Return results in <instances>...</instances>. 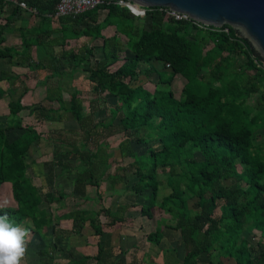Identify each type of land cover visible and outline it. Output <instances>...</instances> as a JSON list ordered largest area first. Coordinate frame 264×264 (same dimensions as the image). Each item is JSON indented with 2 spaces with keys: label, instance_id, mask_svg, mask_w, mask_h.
Listing matches in <instances>:
<instances>
[{
  "label": "trees",
  "instance_id": "obj_1",
  "mask_svg": "<svg viewBox=\"0 0 264 264\" xmlns=\"http://www.w3.org/2000/svg\"><path fill=\"white\" fill-rule=\"evenodd\" d=\"M16 1L45 19L54 16L58 2ZM6 3L12 7L11 15L18 12L13 0H0V12ZM99 10L106 12L97 23ZM57 19L64 44L82 35L93 37V44L78 53L60 51L75 63L74 69L82 66L87 73L92 97H81L75 90L66 99L61 88L53 86L30 114L38 121L58 122L68 114L78 123V130L53 129L50 137L61 156L52 161V168L67 167L65 155L76 160L72 191L68 195L50 185L39 193L26 176L27 150L43 136L20 115L28 107L24 82L16 85L18 75L0 73V79L19 91L8 98L5 125L0 120V197L9 195L13 202L0 205V215L18 226L29 221L31 227L26 228L40 236L47 227L54 233L61 219H70L73 231L88 221L100 236L103 225L126 222L124 213L137 206L141 216L155 218L147 242L159 245L163 228L179 232L181 264H264V137L258 133L264 130V64L249 41L228 24L214 28L176 21L157 6L143 18L134 17L126 7L103 4ZM8 22L0 23V57L17 56L15 62L26 61L32 70L71 76L56 70L44 50L38 51L36 61L28 52L47 38L52 42L53 29L35 33L21 28L20 48L7 47L2 44ZM109 25L122 34V42L115 34L101 33ZM95 48L102 49L99 59L94 57ZM139 91L140 96L135 94ZM106 94L116 98L113 104ZM102 110L109 111L108 118L93 120ZM14 129L18 136L10 138L7 131ZM116 135L122 138L117 147L121 159L108 163L109 145L104 140ZM132 144L146 147L139 152ZM124 158L131 161L123 164ZM103 181L108 190L122 184L126 193L142 195L147 202L104 206ZM88 186L94 187L93 195L86 193ZM161 186L169 192L159 197ZM69 197L73 204L66 203ZM43 201L47 208L41 207ZM89 201L101 207L80 208ZM102 252L99 246L94 257L82 256L75 264H87L89 259L105 264ZM161 252L163 264L176 257V248Z\"/></svg>",
  "mask_w": 264,
  "mask_h": 264
},
{
  "label": "crops",
  "instance_id": "obj_2",
  "mask_svg": "<svg viewBox=\"0 0 264 264\" xmlns=\"http://www.w3.org/2000/svg\"><path fill=\"white\" fill-rule=\"evenodd\" d=\"M11 11V5L6 3L4 5V10L0 12V23H4L6 19L9 21L8 26L5 28L3 33L5 41L2 45L20 48L21 28L24 29L25 32L27 30H31L35 33H43L44 31L49 32V30L53 29L55 33L52 35L54 37L52 42H49V39L47 38V40H44L39 46H31L28 49V52L30 53V56H32L33 60L35 59L36 61L39 57L38 51L41 49L44 50L43 52L48 54L47 60L51 62V65H53L56 70L63 73H69L71 76L65 74L61 77H58L56 75L53 76L48 74L49 72L44 69L32 70L30 64H26V61H24L22 64L19 62L20 60H18V63L15 62L17 56L13 58L10 56L0 57V73H6L8 74L7 76L12 77L18 75L19 78L16 81V85H18V82L23 81L25 87L27 88L24 98H39L40 100L38 103L46 95L47 88L53 86L60 87L62 96L66 99H68L69 94L75 90L82 93L81 97L91 98V84L88 80L87 73L82 69V66H78L76 69H74L75 63L71 59L61 56L60 51L63 49L67 51L72 50L73 52L78 53L93 44V37L82 35L74 39H67L64 44V42H62L63 30L57 19L59 16L54 15L52 17L51 15H46L49 17L48 19L41 18L39 16H35L29 9L22 8L20 6L17 13L15 12L11 15ZM105 12V10L98 11L97 23H100L104 18ZM101 33L106 37L115 34L122 42L123 36L121 33L116 31V27L114 25L105 27L101 30ZM121 46L122 44H120V47ZM101 50V48H95V58L99 59L102 57ZM94 57L91 59H94ZM44 63H46V60H44ZM117 63L120 64L121 62L119 61ZM155 66L159 69L160 63L155 64ZM151 79L153 81L156 79L155 73L151 75ZM176 80L180 81L181 79L179 76H176ZM18 93L19 91H14V88L9 85L7 80L0 79V115L4 117V120L5 115L7 114L6 103L8 98L17 96ZM106 98L110 104H113V102L116 100L114 96L109 94H106ZM38 103L33 105V107L37 106ZM27 105L28 107L22 110L20 113L23 123L33 125V127L38 131V127L35 124L24 121V115H27L30 118L32 116L30 112L32 111L33 107L30 108L31 104ZM84 114H88L86 103L84 104ZM108 116L109 111L102 110L96 112L92 118L93 120L95 118V121L98 122L101 120L105 121ZM65 120L62 122L42 121L49 123L55 129H79V125L74 119L71 118L70 121H67V125L64 124ZM39 122H41V120L38 121V123ZM14 130L19 131L17 129ZM16 136L18 135L15 134L14 137ZM43 141L46 143L44 139H41L37 143H31L29 149L27 150V153L30 152V150L31 152L29 158H27L26 153L25 161L27 163V168L25 174L31 179L32 184L35 185L39 193H41L43 188L53 185L63 188L64 192L70 195L74 178V175L72 174H74L75 171L74 165L76 160L75 158L67 157L65 155L63 156L64 165L67 167L63 168L61 166H53L54 168H52V161L58 160L59 157H61L58 152H55L54 147L56 146L57 142L55 143L51 139H47V142L49 141V144L52 145V148L50 149L51 154L49 156H44L43 153L34 155L35 150L38 146L42 145L41 142ZM101 141L103 140L100 139L99 142ZM104 142L109 145V154L107 159L108 163L112 161H120L121 158L119 153L118 158L110 155L112 149L110 138L107 137ZM118 143L119 142L116 143V147H118ZM132 146L133 149L136 150L135 145L132 144ZM123 161V164H126L127 162L131 161V159L124 158ZM111 172H114L113 167L110 170V173ZM131 173L132 171L126 172V176L131 178ZM35 178L38 180V182L35 181ZM133 180L134 179H131L130 181ZM107 185L108 182L103 181L100 186L103 196L102 205L104 206L132 203L141 205L147 202V200L142 195L136 196L128 194L124 191L122 184H117V186L122 185V195H126V197H128V200L119 202L117 199L118 195H116L119 193H115V190H108ZM117 186H115V189L118 188ZM94 192V187H87V194L93 195ZM147 192L148 191L146 190L144 193L146 194ZM107 199H109L110 202L107 203ZM66 203L69 205L73 204V200L71 201L69 197L67 198ZM41 207L47 208V205L44 201L42 202ZM100 207V205L95 204L92 201L82 203L80 205V208H86L95 211ZM124 215L126 217V222H116L115 224L109 226L103 225L104 232L100 236L96 234L95 230L89 225L88 221L84 222L83 228H81L80 231L71 230L72 221L70 219H61L58 226H56L54 233L50 228L47 227L42 236H40L37 232L34 233L31 231V229H28L30 235L28 238L27 252L24 259L22 260V264H75L81 259L82 256L94 257L98 253L99 246H101L103 249L100 257L105 264H163L165 255H163L161 251L163 249L172 248H176V257H170L168 264H181L184 255V249L182 246H179L180 235L178 231L169 228H163V237L159 245H154L147 242L145 237L147 233L154 230L155 218L141 216L137 206L132 207L128 212H125ZM102 220L106 221L105 218ZM19 226L22 228H26L27 226L31 227V223L28 221L26 224H20ZM62 230L67 231V233L62 232ZM174 258L177 259V262H174ZM87 264H95V260L89 259Z\"/></svg>",
  "mask_w": 264,
  "mask_h": 264
},
{
  "label": "water",
  "instance_id": "obj_3",
  "mask_svg": "<svg viewBox=\"0 0 264 264\" xmlns=\"http://www.w3.org/2000/svg\"><path fill=\"white\" fill-rule=\"evenodd\" d=\"M144 7H169L213 27L231 26L247 39L264 64V0H131Z\"/></svg>",
  "mask_w": 264,
  "mask_h": 264
},
{
  "label": "built area",
  "instance_id": "obj_4",
  "mask_svg": "<svg viewBox=\"0 0 264 264\" xmlns=\"http://www.w3.org/2000/svg\"><path fill=\"white\" fill-rule=\"evenodd\" d=\"M13 1L17 3L20 7L27 8L24 2H17L16 0ZM103 4H116L119 6L126 7L128 11L135 17H144L148 13V11L152 9V7H144L136 4L131 0H58L55 6L54 15H76ZM159 9L163 11L167 16L173 18L176 21L185 20L189 21L191 24L206 27V25L192 19L189 15L173 10L169 7L159 6ZM224 31H227V28H225ZM166 66L169 67V64H166Z\"/></svg>",
  "mask_w": 264,
  "mask_h": 264
},
{
  "label": "rangeland",
  "instance_id": "obj_5",
  "mask_svg": "<svg viewBox=\"0 0 264 264\" xmlns=\"http://www.w3.org/2000/svg\"><path fill=\"white\" fill-rule=\"evenodd\" d=\"M135 94L138 95V96H140V95H142V92L139 91L138 93L136 92ZM111 99H113V98H111ZM39 100H40L39 98H32V99H30V98H24V102L25 103L31 104L30 105V108H32L33 105L37 104ZM250 100H252V99H250ZM23 117H24V121L25 122H31V123L35 124L38 127L37 128L38 131H40V133H42L43 139L46 141V143H48V144H46L44 141L41 142L42 145H40V146L37 147V149L34 152L35 153L34 155H37L39 153H43L44 156H49L51 154L50 149L52 148V145L49 144V141L47 142V139H51L50 137H53L51 131L53 129H55V128H53L49 123H46L44 121H41V122L38 123V120H35V118H34L33 115L31 116V118L28 117L27 115H24ZM70 120H71V117H70V115H68L67 118H66V120H65V122H64V124L67 125V121H70ZM1 124L2 125H5V120H4V117L2 115H1ZM16 133H18V131H13V130L7 131V135L10 138L13 137V136H15ZM258 133L263 134V137H264V130H260V131H258ZM109 138H110V142L112 143V149H111L110 155L111 156H115L116 158H118L119 157L118 156V153L119 152H118V148L116 147V145H117L116 143L119 142V140H121L122 138H121V136H118V135L111 136ZM254 142L256 143V139H254ZM135 147H136V149L139 152H141V151H143V149L146 146H144V145H135ZM30 152H31V150H30ZM30 152L27 153V158H29ZM196 155H197V158H199V154H196ZM160 178L161 179H164V175L163 174H160ZM35 181L38 182V180L36 178H35ZM117 187L118 188L115 189V193H119V194H116V195H118V198H117L118 201L120 202V201L128 200V197H126V195H124V196L122 195V193H123V191H122L123 189H121L122 188V185L121 186H117ZM168 192H169V189L166 186H161V188L159 190V196L161 197L162 195H164V194H166ZM6 197H8V199L7 198L0 197V205H2V206H3V204H4V206H5V204H11V205H13V202L9 198V195L6 196ZM106 202L108 203V202H110V200L107 199ZM190 204L192 205V202H190ZM245 234L247 235V233H245Z\"/></svg>",
  "mask_w": 264,
  "mask_h": 264
},
{
  "label": "clouds",
  "instance_id": "obj_6",
  "mask_svg": "<svg viewBox=\"0 0 264 264\" xmlns=\"http://www.w3.org/2000/svg\"><path fill=\"white\" fill-rule=\"evenodd\" d=\"M29 231L0 215V264H22L27 252Z\"/></svg>",
  "mask_w": 264,
  "mask_h": 264
}]
</instances>
